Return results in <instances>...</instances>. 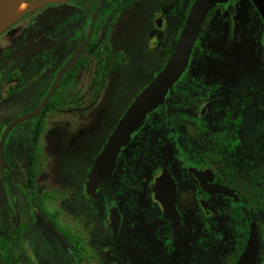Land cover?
<instances>
[{
	"label": "rangeland",
	"instance_id": "1",
	"mask_svg": "<svg viewBox=\"0 0 264 264\" xmlns=\"http://www.w3.org/2000/svg\"><path fill=\"white\" fill-rule=\"evenodd\" d=\"M188 4L189 0H134L114 20L111 15H99L96 7L86 45L82 27L88 4L79 5L77 0L43 7L33 2L18 21L0 31L2 57L14 50L33 58L64 38L67 42L62 43L61 58L67 46L71 45V51L75 48L67 67L78 58L85 61L71 84L61 86L59 105L46 108L40 116L37 137H32L29 123L27 139L21 141L18 128L8 142L13 176L0 175V238L7 236L10 247L15 228L22 229L30 257L19 264H103L98 253L104 248L118 258L109 264H233L240 235L233 229L231 215L237 211L241 223L256 222L257 264H264V197L254 192L260 181H248L247 189L238 190L237 202L209 195L222 213L204 216L203 237L193 250L188 248L189 240L178 237L177 232L168 248L158 235L163 221L157 211L150 237L143 240L134 230L138 223L149 227L148 219L153 217L149 193L153 172L165 166L174 175L186 174L180 157L191 148L193 138L215 139L207 157L211 167L230 166L232 171L248 173L249 178L251 172L262 170L264 176V27L250 0H244L243 10L240 0L210 10L199 31V43L175 85L188 93L184 104L166 96L120 151L112 174L96 194L89 197L84 192L88 170L114 125L167 58L158 42L168 13H180ZM102 47L119 51L123 63L108 74L106 84L98 90L90 84L92 51ZM37 66L30 61L29 72ZM14 99L4 89L0 91V118L16 111ZM34 99L28 95L29 102ZM200 124L204 126L201 130ZM30 176L35 185L31 191L27 184ZM180 186L187 204L189 189ZM111 205H116L123 217L116 237L108 226ZM76 234L86 248L81 249L79 262L68 239ZM140 242L145 245L139 246ZM5 260L6 252L0 246V264Z\"/></svg>",
	"mask_w": 264,
	"mask_h": 264
},
{
	"label": "flooded vegetation",
	"instance_id": "2",
	"mask_svg": "<svg viewBox=\"0 0 264 264\" xmlns=\"http://www.w3.org/2000/svg\"><path fill=\"white\" fill-rule=\"evenodd\" d=\"M37 3H38V5H40L42 7L49 4V3H39L38 0H37ZM62 4H64V3H62ZM34 11L35 10H33L30 13H34ZM19 19L20 18H18L16 21H18ZM90 20H91V18L89 19L88 23H90ZM156 24H157V22H156ZM262 25H263V22H262ZM88 29H89V24H88ZM88 29L86 31L85 38H86V35L88 32ZM57 35H59V34H57ZM85 38H84V40H85ZM66 42L67 41L63 38L62 43H66ZM62 43L55 44L51 47L41 49L40 51H38L34 54L33 58H28L27 56H22L21 51L18 52V51H14V50H9L7 53L4 54L3 57H2V55H0V91H2V89H4L8 96H10L11 98L16 97V99H14L16 111L6 118H0V138H1V135L4 131V129L7 126V123L12 118L17 117L19 115H22L24 113H27L29 111H32L36 106H38V104L42 101L44 96L49 91L51 85L53 84V82L55 80L57 73L61 69L64 68V71H63V74H62L60 81L58 82L57 86L55 87L54 91L50 95V97L47 100L44 107H42L35 116H32L29 119H25V120L17 123L5 135L3 148H2L5 166L0 171V175H3L4 173H6L9 176H13V170L10 167V164L8 162V159H9L8 156L10 155V152L8 151V142H9L10 138L12 137L13 133L18 128H21V132H20L21 141L23 139H27V137H28L27 127H28V124L31 123L32 124V126H31L32 137L34 136L36 138L38 133H39V119H40V116L43 114L44 110L48 107L55 108L60 103V92H61V88H62L61 87L62 81L65 79V77H67L68 72L70 71V69L72 68V66L76 62L75 61L72 64V66H70L69 68L67 67V65H66L67 61L71 57L70 53L75 48L71 51V49H72L71 45L67 46V48L65 49L66 53L61 58L60 54H61L62 49L64 48L63 47L64 45H62ZM5 59H8V60L6 61ZM32 60H34L38 66H37V68L33 69V71L30 73L29 72V69H30L29 64H30V61H32ZM52 66H56L54 72L52 69L51 73L44 74L46 71L51 70ZM76 73L74 72L72 75H71V73L69 74V81L67 83H64L63 88H65L66 86H69L71 84V81L73 80V78H75ZM45 77H46V81H44ZM28 95L34 96L35 99L32 102H29ZM51 99H52V101H51ZM11 101L13 102V100H11ZM10 106H12L11 103H10ZM200 113L202 114L203 110ZM202 124H200L201 125L200 130L203 129V127H204ZM132 135H131V137H132ZM192 141H193V143H192L191 148L188 150V152L186 154H183L180 157L181 165L183 166L186 174L180 175V176L174 175L170 171V169H168L165 166H158L152 174V177L150 180L149 193L151 196V200L153 202V208H154V209H152L153 217L150 216L148 219L149 220V227H147V226L144 227L143 225H141L139 223L136 224V226L134 227L135 232L138 233L143 240L152 235L153 232H151V228H153L152 231H155V229H154L156 227V215L155 214L157 211V214L160 216L159 219H161L163 221L162 226L159 228L160 232L158 233V235L163 237V240H164L165 244L168 246V248H171L173 246V234L175 232H177L179 234L178 237L182 235L185 239L189 240L190 247L188 244V248H191L193 250L199 246V244L202 240L201 238L203 237V233H204L203 218H204V216L222 213V210L217 209L215 207V204L212 203L211 200H209L210 199L209 195H220V196L226 197L228 199V201L237 202L231 196H228L226 194L212 193V192L205 190L200 183V180H202L204 183L206 181V183H210V184L223 185V186L228 187L233 193L237 194L235 192L233 186H232L233 182H232V185H229V183H228L229 180L227 178V169L228 168L232 169V167L227 166L224 169H221L220 167L219 168L218 167L213 168L210 165V160L207 161V157H209V155H211L210 150L212 149V145L215 144V139L214 138L213 139H206V138L200 136V137L193 138ZM122 149H123V147L121 148V150ZM26 150L27 149H25V151ZM119 153H118V155H119ZM118 155H117V157H118ZM117 157L115 160V164L117 161ZM91 166H90V168H91ZM90 168H89V170H90ZM114 168H115V165H114ZM114 168H113V170H114ZM160 168L167 169L175 181V184H176L175 207H176V210L180 216L179 225H176L174 222L169 221L163 217L162 206L156 199H154V194L152 192V186L151 185L153 182L154 174ZM205 169H207L208 171H206ZM89 170H88V173H89ZM180 183L189 189L190 197H189L187 204L185 203L184 198L181 197ZM100 184H99V186H100ZM99 186H98V188H99ZM98 188H97L96 192L98 191ZM247 188L248 187H246V189ZM250 188L252 189V187H250ZM84 192H85V185H84ZM96 192H95V194H96ZM203 202L210 204L216 210V213H213V214L205 213V210L203 207ZM112 206H115L118 210V213H119L118 228H117V233L115 236L113 235L112 230L109 226V218H108V226H109V230L111 232V235L113 237H116L118 235L121 227H122L123 217L120 213L119 208L116 205H111L110 207H112ZM109 208H108V215H109ZM234 213H232L231 218H232V223H233V229L236 231V227H235L236 223H235V219L233 218ZM250 222L251 221L248 222V229H249V223ZM257 231H258V229H257ZM258 239H259V234H258ZM128 245L130 246V248H132L131 239L129 240ZM144 245H145V242H140V244H139V246H144ZM104 250L108 251L109 254L114 257V260L110 261L109 263H112V262H115L116 260H118V258L108 248H104L101 251H104ZM100 252L98 253L99 260L103 264H105L102 261V259L100 258ZM238 255H237V257H238ZM237 257H236V259H237ZM235 260H234V262H235Z\"/></svg>",
	"mask_w": 264,
	"mask_h": 264
},
{
	"label": "water",
	"instance_id": "3",
	"mask_svg": "<svg viewBox=\"0 0 264 264\" xmlns=\"http://www.w3.org/2000/svg\"><path fill=\"white\" fill-rule=\"evenodd\" d=\"M39 3L62 4L72 0H38ZM229 0H193L185 16L178 38L165 63L153 77L134 96L122 116L119 118L111 133L106 139L100 152L93 161L85 182V193L93 196L99 186L107 177L112 174L115 160L120 152L131 139V135L138 130L144 122L146 116L158 108L165 100L166 95L171 91L173 85L179 80L188 66L190 56L199 35L202 24L208 12L217 4H224ZM253 7L259 14L264 26V0H250ZM240 9H244V0H240ZM158 24V22H157ZM159 25V24H158ZM1 27V21H0ZM93 30V18L90 20L89 29L84 40L86 45ZM1 31V29H0ZM64 68L61 69L51 85L49 91L42 101L32 111L12 118L4 129L0 138V171L5 166L3 158V143L5 135L17 123L35 116L44 107L50 95L60 81ZM208 171L207 169H205ZM211 179V178H210ZM200 180V179H199ZM203 188L212 193H222L238 200L237 194L228 187L219 184L205 183L200 180ZM152 192L162 206L163 217L179 225L180 216L175 207L176 184L170 172L165 168H160L155 174L152 182ZM205 213L213 214L216 210L208 203L203 202ZM109 226L113 235L117 233L119 213L115 206L109 208ZM259 252V239L256 223H249L246 242L242 251L233 264H257ZM100 258L105 264L114 260L108 251H101Z\"/></svg>",
	"mask_w": 264,
	"mask_h": 264
},
{
	"label": "trees",
	"instance_id": "4",
	"mask_svg": "<svg viewBox=\"0 0 264 264\" xmlns=\"http://www.w3.org/2000/svg\"><path fill=\"white\" fill-rule=\"evenodd\" d=\"M134 2V0H77V3L79 5H89L87 9L85 10V25L82 27L83 34H86V31L88 29V22L89 19L96 7L99 8V15L108 16L111 15V19L114 20L120 13L124 12L129 5H131ZM193 0H189L188 6L183 10L180 11V13H176L175 11L168 13V21L165 25V28L162 29V37L160 38L158 44L160 46H163V48L166 50L167 58L171 53V50L178 38L179 32L181 30V27L183 25L185 16L188 12V9L191 5ZM256 15L258 16L260 22L261 19L253 7ZM167 15V14H166ZM199 43V40L197 39L195 41L193 50L197 47ZM192 50V53H193ZM92 56L94 59L93 62V69H92V77H91V86L101 90L107 81V76L110 72L118 69L121 64L123 63V58L119 51H114L109 47H102V48H95L92 51ZM192 56V54H191ZM166 58V59H167ZM165 63V61H164ZM163 63V64H164ZM160 65L156 72L161 69L163 66ZM85 66L84 58H78L75 62V64L72 66L70 71L68 72L67 77L62 81V85L64 83H67L69 81V74L71 75L75 72H78L81 68ZM176 83L173 85V88L169 94L171 98L179 100V104H184L183 98L188 95V93L185 90H181L179 88L175 87ZM53 99V98H52ZM51 99V101H52ZM33 161L30 160L29 162V170L31 173L34 171V165H32ZM252 176L249 178V174L245 172L240 171H233L231 168L227 169V178L229 185H232L233 182V188L235 192L237 193L238 190L243 191L245 190V187H247L250 183L248 181H254V183H257L258 181L261 182L260 188L258 187L256 189L257 195H262L264 197V176L262 173V170H256L254 172H251ZM27 184L29 187V190H33L35 188V185L33 183V179L31 176L27 178ZM242 198V196H240ZM233 218L235 219V227L237 233H239V244L237 249V255L242 251L243 246L246 242L247 234H248V222L241 223L240 222V212L237 211L234 213ZM75 237V238H74ZM71 238L68 236L69 241L74 245L75 253L77 261H81V249L86 250L84 248L83 244H81V239H79V235L76 234ZM8 237L3 236L0 238V246L4 249V252H6V262L4 264H19L25 261L29 260V253L27 249L24 246L23 240H22V229L20 227L15 228V240L12 246H8Z\"/></svg>",
	"mask_w": 264,
	"mask_h": 264
},
{
	"label": "bare ground",
	"instance_id": "5",
	"mask_svg": "<svg viewBox=\"0 0 264 264\" xmlns=\"http://www.w3.org/2000/svg\"><path fill=\"white\" fill-rule=\"evenodd\" d=\"M33 2L37 0H0V29L14 23Z\"/></svg>",
	"mask_w": 264,
	"mask_h": 264
}]
</instances>
